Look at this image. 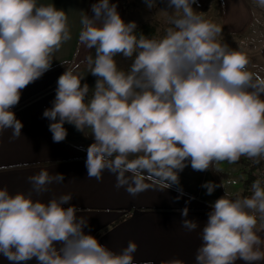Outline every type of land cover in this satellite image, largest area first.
<instances>
[{
	"label": "clouds",
	"instance_id": "obj_1",
	"mask_svg": "<svg viewBox=\"0 0 264 264\" xmlns=\"http://www.w3.org/2000/svg\"><path fill=\"white\" fill-rule=\"evenodd\" d=\"M148 9L156 0H144ZM196 0H168L169 27L161 37L137 34L135 21L125 22L116 4L98 0L93 15L81 16L79 42L95 55L87 58L94 87L83 83L78 67L65 68L57 80L50 121L54 142L66 139L65 123L92 136L85 166L88 179L116 175V187L129 183L136 195L150 187L179 184L190 163L206 171L216 162L236 163L242 156L264 159V79L249 71L245 50H234L218 37L219 25L193 8ZM264 7V0H256ZM71 39L68 16L54 4L38 0H0V132L21 135L23 124L12 111L22 90L52 67L55 54ZM131 58L127 71L115 57ZM127 174V175H126ZM64 176L41 170L29 177L32 192L62 183ZM202 187L211 195L216 187ZM251 196L215 200L202 227L196 264H245L264 260L257 234L264 221V180L251 185ZM71 194L47 202L31 192L0 189V255L10 264H133L137 244L119 253L86 234L87 223L69 205ZM188 209L182 212L187 217ZM189 231L198 223L183 219ZM144 264H153L145 261ZM161 264H185L181 259Z\"/></svg>",
	"mask_w": 264,
	"mask_h": 264
},
{
	"label": "crops",
	"instance_id": "obj_2",
	"mask_svg": "<svg viewBox=\"0 0 264 264\" xmlns=\"http://www.w3.org/2000/svg\"><path fill=\"white\" fill-rule=\"evenodd\" d=\"M204 1L196 0L199 4ZM219 1L223 17L227 7L231 6L235 9L232 20H238L235 26H224L226 31L238 34L250 27L241 0ZM97 2L38 0V3L54 4L66 12L71 39L55 54L51 69L23 89L19 103L13 107L16 118L23 124L21 135L13 137L12 129L0 132V189L7 188L13 195L31 192L33 199L42 202L71 194L72 200L65 207L74 205L79 209L77 216L87 223L84 228L86 234L93 235L100 244L116 253L121 252L130 241L137 244L133 264H144L145 261L161 264L173 258L181 259L185 264H196L197 249L202 243V227L212 210L211 205L225 193L231 198L244 197L242 183L245 175L242 173V164L222 161L211 165L209 170L196 171L189 163L179 173L178 185L161 189L152 180L146 179L144 182L150 187L131 195L128 188L135 186L132 181L117 188L116 175L108 171L102 174L99 182L94 178L88 179L85 161L87 148L93 143V138L85 136L89 134L87 131L85 135L66 136L64 141L57 143L49 131L50 121L43 117L44 110L52 107L59 76L71 62L77 64L89 55L90 49L79 42L82 28L80 20L84 13L93 15L91 6ZM109 2L117 5V11L127 23L130 20L127 9L130 5L134 7V0ZM140 5L146 4L142 2ZM123 6L126 7V16L123 15ZM41 170L48 171L52 176L62 174L64 180L62 183L54 181L46 185V191L39 194L32 192L29 177ZM209 181L218 185L211 195L206 194V188L202 187ZM185 208L188 209L187 217L182 216ZM183 219L197 222L198 227L193 231L187 230L182 226ZM257 227H264V221L258 219ZM257 234L264 240V230ZM261 249L264 250V244ZM0 264L10 262L0 255ZM26 264L37 262L34 258ZM235 264L245 262L238 259ZM254 264H264V260Z\"/></svg>",
	"mask_w": 264,
	"mask_h": 264
},
{
	"label": "rangeland",
	"instance_id": "obj_3",
	"mask_svg": "<svg viewBox=\"0 0 264 264\" xmlns=\"http://www.w3.org/2000/svg\"><path fill=\"white\" fill-rule=\"evenodd\" d=\"M218 1L205 0L201 4L196 2L193 4V8L198 12H203L206 19L212 20L221 27L222 32L218 37L221 42L227 43L231 49L245 50L249 57V71L264 79V7H260L256 0H246L244 6L250 27L241 33L232 34L226 31L224 26H235L237 23L238 20H232L235 9L231 6L227 7L225 18L221 17L217 9ZM142 2L144 0H134V4H132L134 7L132 8L130 5L127 9V12H130L128 14L129 21H135L137 25L146 21L157 22L156 37L163 36L170 26L168 19L172 13V8L168 6V0H156L155 6L151 10L146 5H140ZM123 8V12H125L123 15L126 16V7L123 6ZM255 26L262 27L256 28Z\"/></svg>",
	"mask_w": 264,
	"mask_h": 264
},
{
	"label": "trees",
	"instance_id": "obj_4",
	"mask_svg": "<svg viewBox=\"0 0 264 264\" xmlns=\"http://www.w3.org/2000/svg\"><path fill=\"white\" fill-rule=\"evenodd\" d=\"M241 1L243 2V4L246 3V0H241ZM217 9H218L219 15L222 17L223 16V9H222V4L220 1H218ZM121 18H123L122 15H121ZM157 29H158V23L157 22L146 21L142 24L137 25V34H139V32H141L145 36H148L150 38L153 36L156 37ZM94 55H95V50L90 49L88 57L89 56L94 57ZM115 60H116L118 67L122 70H125V71L128 70V68L130 67V65L132 63L131 58H125L122 55L116 56ZM76 66H79L78 71H80L81 73L86 75L84 80L82 81V84L87 83L90 88L94 87L97 77L93 76L91 73L88 74L87 59L84 61H80L77 64H73L72 67H76ZM36 95H38V94H36ZM36 95L32 96L31 98L35 97ZM31 98H29V99H31ZM29 99H27L25 101H28ZM64 127L67 129V137H74V136H78V135L82 134L80 131H77L73 125L65 123ZM237 162H239L240 164L243 165L242 173H243V175H245V179L242 183L243 195L247 196L248 188H249L250 184L252 183L251 173L255 168L264 166V159H260L259 162H255L252 165L248 164L247 162H241V161H237Z\"/></svg>",
	"mask_w": 264,
	"mask_h": 264
},
{
	"label": "built area",
	"instance_id": "obj_5",
	"mask_svg": "<svg viewBox=\"0 0 264 264\" xmlns=\"http://www.w3.org/2000/svg\"><path fill=\"white\" fill-rule=\"evenodd\" d=\"M73 62H71L69 65H68V68L69 67H72L73 66ZM238 161H241V162H247L248 164H254L256 161L253 160V159H250L246 156H242ZM251 177H252V182L256 179H262L264 180V166L262 167H258V168H255L252 173H251ZM251 185L252 183L250 184L249 188H248V191H247V196H251Z\"/></svg>",
	"mask_w": 264,
	"mask_h": 264
}]
</instances>
